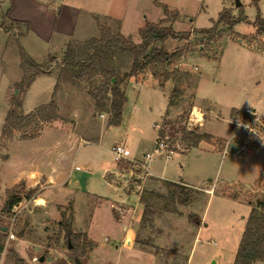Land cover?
<instances>
[{
	"label": "rangeland",
	"instance_id": "obj_1",
	"mask_svg": "<svg viewBox=\"0 0 264 264\" xmlns=\"http://www.w3.org/2000/svg\"><path fill=\"white\" fill-rule=\"evenodd\" d=\"M40 2L49 3L54 9L53 25L52 21H41L46 24L45 28L37 30L38 27L34 26L37 31H29L26 24L11 21L7 16L10 0H0V238L3 247L9 245L7 253L13 250V238L8 237L10 232L13 237L24 235L30 240L28 248L32 251L31 256H36L32 259L33 264H41V256L44 262L47 254L45 264H232L251 209H264L263 205L258 206V203L264 204V153L252 156L238 152L234 155L237 145L232 142L223 152L232 128H229L227 112L219 102L230 98L222 87H235V92L241 90L232 98L234 102L245 99L241 101L243 109L251 100L264 97V32L259 31L257 24L258 17L264 20V0H258L256 4L253 0H239V6H235L234 0ZM26 5L22 6L27 9ZM223 9H227L233 23L220 25L219 31L212 29L204 36L203 48L210 49L211 46L217 55L202 56L198 52L201 36L195 31L210 28ZM33 11L26 10L22 14L35 24L36 19H45L37 10ZM88 12L96 14V27L100 23L114 33L119 32V18L123 23L121 33L135 44L140 43L137 29L146 22L157 23L160 19H165L164 26H171L176 33H188L187 38H169L161 45L168 53L175 52V49L181 52L187 43L189 45L178 65L177 80L173 82V87L179 91L173 106L168 107L172 84L165 82L158 86L155 83L141 98L138 111L126 125L107 127L108 100L96 101L89 94L102 77L59 78L66 46L78 43L77 46L81 47L83 41L99 34L98 28L89 31L86 24ZM48 25L51 29L45 32ZM210 34L212 40L208 43ZM257 47L261 53H255ZM21 49L44 72L29 82L26 79L31 76L32 68L23 64ZM123 61L118 63L125 65L119 71V78L128 67ZM194 66L196 70H191ZM200 76L205 81L196 91L193 77ZM140 78L145 81L144 85L154 81L148 71ZM234 91L230 92L234 94ZM51 99L56 100L61 119L45 124L40 137L21 140L17 131L10 136L8 125L2 137L5 119L15 101L21 104L20 112L27 114ZM194 107L207 112V116H203V127V119L200 125L189 120L191 112L194 110L195 113ZM166 112L174 127L165 129L167 144L169 147L178 144L179 148L169 159L155 156L150 167L163 170L167 178L181 181L180 186L185 192L176 198L174 211H164L162 202L153 200L150 212H141L140 218H135L134 226L128 228L132 235L126 238L124 231V240L130 242L133 238L134 252L142 249L144 255L142 258V254H131L130 257L136 258L129 262L123 241L121 250H117L114 249V245L119 246L116 238L103 237V245L98 246L89 236L91 218L107 215L110 200L123 198L129 203L128 207L134 206L138 190L134 188L129 192V179L133 183L137 175L141 177L139 191L167 194L162 179L144 177L130 162L116 164L110 153L111 146L117 142H124L132 159L152 152L157 136L153 125L160 126ZM63 129L78 137L70 138ZM187 131L208 134L212 140L202 141L197 147L185 151L186 144L180 138ZM74 167L78 169L74 170ZM52 168H61L63 177L75 171L81 189L92 196L64 190V202L55 205L47 200L61 199L57 188L47 186L39 190L37 186L29 190L25 185L19 187L27 174L33 172L38 176V173L45 174ZM105 171L109 174L106 175ZM11 192L20 193L21 202L10 213L1 211ZM26 193L30 198L24 197ZM37 195L47 199L48 204L42 212H37L30 204ZM29 210L33 212L29 214ZM1 227H8V230L4 232ZM66 228L72 233L70 238L66 237ZM3 254L4 249L0 264L6 257Z\"/></svg>",
	"mask_w": 264,
	"mask_h": 264
},
{
	"label": "trees",
	"instance_id": "obj_2",
	"mask_svg": "<svg viewBox=\"0 0 264 264\" xmlns=\"http://www.w3.org/2000/svg\"><path fill=\"white\" fill-rule=\"evenodd\" d=\"M258 0H253L256 4ZM166 13V12H165ZM165 19H161L157 23L146 22L139 30L140 43L135 44L130 39L124 37L119 32L114 33L110 27L97 23L98 36L92 37L82 42L81 47L78 43L68 44L62 54L60 62L59 78L68 80L70 78L80 80L85 77L101 76L102 79L95 89L89 91L90 96L96 100L101 101L107 99L109 106L107 113L109 114L107 124L109 126H117L121 121L122 107L125 102V96L122 90V83L125 79L133 76L150 72L158 86H163L167 81L175 82L179 75L178 65L184 58L185 53L189 50V45L179 52L176 50L173 53L164 52L161 45L169 38H187L188 33L178 34L173 31L171 26H164ZM231 21L227 9L220 11L218 19L214 24L207 29L195 31L200 34V43L198 44V52L202 56L216 57V51L213 47L204 49L202 41L204 36L209 34L212 29L218 30L220 25H230ZM257 24L259 31L264 32V20L258 17ZM208 43L212 40L209 35ZM197 46V47H198ZM208 48V47H207ZM186 50V51H185ZM212 50H214L212 52ZM23 64L29 65L32 68L31 76L26 79L27 82L38 74L44 73L43 70L30 58L24 50L21 49ZM124 60L123 63L128 64L127 70L123 73L122 78H119V71L125 65L118 64L119 61ZM117 62V65L116 63ZM177 66V67H175ZM178 88L173 87L168 98V107L176 103L178 97ZM101 105V104H100ZM20 102L17 100L13 103L5 119L2 137L5 136L6 126L10 127L8 135H12L14 131L20 133L19 138L32 139L36 138L43 126L56 120H60L59 106L56 100L51 99L47 104H43L30 113L23 114L20 112ZM234 110L232 115H236ZM242 119L246 120L248 117L242 115ZM171 117L167 115L162 118V126L158 131L159 135L166 133V127H174L171 125ZM173 127V128H172ZM172 135V131L170 132ZM186 144L185 149L197 147L202 142H211L212 137L208 134H195L187 131L180 138ZM163 186L167 190L165 196L159 195L152 191L143 190L139 195V202L143 205V214L150 212L153 207V200L162 202L161 208L164 211H174V203L176 198L185 192V188L179 183L172 181H163ZM20 188H24V184H19ZM26 199L30 198V194L26 193ZM22 196L20 193H10L4 201L1 211L11 212L13 207L21 202ZM169 203L171 207L169 208ZM264 204L258 203V206ZM8 228V227H7ZM66 237H71L72 233L69 228H66ZM3 246L0 238V261L2 259L1 252ZM264 264V209H251L245 228L243 230L240 242L238 244L232 264ZM3 264H27L19 258L14 250H9Z\"/></svg>",
	"mask_w": 264,
	"mask_h": 264
},
{
	"label": "crops",
	"instance_id": "obj_3",
	"mask_svg": "<svg viewBox=\"0 0 264 264\" xmlns=\"http://www.w3.org/2000/svg\"><path fill=\"white\" fill-rule=\"evenodd\" d=\"M40 1H42V0H36V1L35 0H10L11 5L7 9V16L9 17V19H11V21L26 24L29 31L32 29L37 31V30H40L42 28H45L46 24H44V23H48L49 21H52V25H53V22L55 19V14H54L55 12L53 11L54 9L51 7V4L48 3L49 5L48 4L45 5V4L41 3ZM1 2H3V0H1ZM25 3L27 4L26 5L27 9H25L22 6V5L25 6ZM1 6H2V3H1ZM40 9H42L44 13H42V11ZM26 10L31 11V12H34L33 10H37L42 16L45 17V19H43V18L41 20L36 19L35 20L36 24H35L33 22V20H30L29 18L25 19V16H27V15H24L22 13ZM94 15H96V14L88 12V17L86 18V24L88 26L89 31H90V29L91 30L97 29L96 19H95V18H97V16H94ZM109 20H111V19H109ZM113 20H115V19H113ZM118 20L120 22L119 33L124 35L123 33H121L123 30V27H122L123 23L121 22V20L119 18H118ZM41 21H43L44 23H42ZM40 23H41V25H39ZM152 23H155V22H152ZM34 26L35 27L37 26L38 29L36 30V28ZM50 29L51 28L48 25V29L46 28V29H44V31L46 32ZM139 29H137V30H139ZM205 29H207V28H205ZM176 50H178V49H175L174 51H176ZM254 51H255V53H261L262 52V50L258 49V47L255 48ZM196 68L197 67L194 66L191 70H196ZM143 74L125 79L121 85L124 96H125V102H124L123 107H122L121 121H120L119 125H121V124L126 125V123H128L132 119L133 114L136 111H138V105L141 102L140 101L141 98L142 97L144 98L145 97L144 95L147 93V90H151V87L152 86L154 87V84L156 83L154 80V81H151L150 84L144 85L143 83H145V81L141 80V78H140ZM193 78H195L194 89L197 91L199 86L201 85L202 82L205 81V79L203 76L193 77ZM152 80H153V77H152ZM141 81H143V82H141ZM167 82H170L172 84V88H173V82L172 81H167ZM222 90L227 91L228 94H230V98L227 99L226 102H219V103H220V105H222L223 108H225V111L227 112V117H228L227 122L229 124V128L231 127L233 130V127H234L233 122L237 121L243 115L242 110L244 107H243V104H241V101H245V99H243V98L238 99L237 102H234L232 97L237 96L238 93L235 94L236 92H241L240 89H238V91L235 92L234 91L235 87H233L232 89H226V88L222 87ZM230 91H234V94L231 93ZM250 102L251 103L247 105L246 109H251L255 112H263L264 111V97L263 96H258L257 98H255L254 100H251ZM212 104L217 105V102H213ZM108 106H109V101H108V105L106 106V109L108 108ZM238 107H239V109H238ZM194 108L196 110L200 111V108H196V107H194ZM233 110L235 112H239V113H236V115H232L231 111H233ZM210 112H212V110H209V113ZM200 114H203L202 115V119H203L202 127H203L204 123H205V118L203 116H204V114L207 116V112L206 111L205 112L200 111ZM108 126L109 125L107 124V127ZM44 128H46V127H44ZM55 128H58V127H55ZM232 130H231L230 134L228 135V138L232 134ZM63 131H65V129H63ZM65 132H67V131H65ZM67 136H70V138L78 137V135L72 133L71 131L67 132ZM125 139H126V137H125ZM228 145H229V143L227 145H225L223 152L224 151L226 152V148ZM187 150L188 149H186L185 151H187ZM235 152H233L234 155H235ZM256 154H258V153H256ZM256 154H254V155H256ZM254 155H252V156H254ZM77 169L78 168L74 167V170H77ZM61 170H62L61 168L60 169L52 168L51 171L46 170L45 174L38 173V176L41 175V177L36 176L33 172H31L30 174H27L25 176V180L22 183L27 187V189L30 190L33 188H37V186H38L39 190H42V189L46 188L47 186H51V187L57 188L56 189V192H58L57 194H59V195L61 194L60 196H58V197H61V199L60 198H58V199L53 198V199L47 200L46 198H44L40 195H37L36 197L32 198V200L30 201V204H32V206L34 208L36 207L37 212L44 211V209H45L44 207L46 206V204H48L50 202H53V204H55V205L62 204V202H64V199H62V197H64L63 196L64 190L77 191V192H82V194L86 193V195H91L85 189H81L82 186H80V182L77 178L78 176H77V174L74 173L75 171L72 170L70 173L71 174L70 176L67 174L65 177H63V175L61 176V173H60ZM151 171H152L153 175L155 176L154 178L162 179V181H172V182H176L179 184L181 183V181H177V179L173 180V179L165 177L163 170L157 171L156 168L151 167ZM104 173H106V175H107V173L109 174V172H107V171H105ZM140 179H141V177L139 175H137L133 178V180H134L133 183H131L130 179H129V185H130L129 192L134 191V188H135V190H138V195H137L138 199H137L136 204H134V206L128 207L129 203H126L127 201H124L123 198H120V201H113V200L108 201V206H107L108 213H107V215H104V217H102V215L99 214L97 216V218L92 216L91 221L92 220L93 221L90 225L91 230L88 233L89 236H92L94 241L97 242L98 246L103 245L102 241H104V238H107L106 236H109V239L111 237L116 238L118 243H119V246L114 245V247H115L114 249L121 250L120 244L123 241L125 243V246L127 247L126 249H124V251L127 252V255H128L127 260L129 262H131V261L133 262V260L136 258V257H130L131 254L134 255L137 253L138 254L143 253V251H141L142 250L141 248H140L141 250H138V252H134L135 240H133V238L129 242V241H127V239L124 240V237H123L124 231L126 233L125 234L126 238H128V235H132L131 234L132 232L129 233L130 230L128 228H130V226H132V225L134 226V223L136 221L135 218H137L138 216L140 218L141 212L143 213V205L139 202V195L141 193V191H139L140 187H141L140 186L141 184L139 182ZM142 185H143V182H142ZM136 186L139 189H137ZM45 200H47L48 203H46ZM33 211H34V209H33ZM33 211L29 210L27 212H29V214H31ZM136 214H137V216H136ZM32 216H34V215L32 214ZM139 218H138V222H139ZM1 230H2V227H1ZM4 232H6V231H4ZM12 238H13L12 246H13V250L16 253V255L19 258H21L22 260H24L25 263L33 264L32 259L36 256H34V255L31 256L32 251L28 248V246L30 245V240H28V238L24 235H17V237H12ZM2 246H3V244H2ZM8 246L4 245V247H3V249H4L3 255L4 256L7 255L6 250L9 249ZM38 247H39V245H38ZM31 249H33V248H31ZM130 251H132V252H130ZM48 255L49 254H47L46 257H48ZM46 257L44 259V262L40 261L41 264L46 263V261H47ZM142 258H144L143 254H142Z\"/></svg>",
	"mask_w": 264,
	"mask_h": 264
},
{
	"label": "built area",
	"instance_id": "obj_4",
	"mask_svg": "<svg viewBox=\"0 0 264 264\" xmlns=\"http://www.w3.org/2000/svg\"><path fill=\"white\" fill-rule=\"evenodd\" d=\"M195 109V108H194ZM195 109L191 112L189 120L190 122L201 124L202 114ZM243 115H246L248 119L237 120L233 122V132L227 139L226 144L234 143L237 145L236 153L242 152L245 155H254L259 152L264 153V111L255 112L251 109H243ZM103 115L100 114V117ZM194 123V124H195ZM161 126L153 125L157 129V136L154 141V148L152 152H146L142 154L139 159L130 158V151L124 144V142H117L113 144L110 148V153L116 164L125 162H130L132 166L136 167L137 170L141 172L144 177H155L151 171L150 162L153 161L155 156H164L165 159L171 158V156L177 152L179 145L176 144L173 147H169L167 144V134L159 135L158 131ZM225 152V151H224ZM15 213V211H13ZM6 230L8 228L6 227ZM10 239L13 235L9 232Z\"/></svg>",
	"mask_w": 264,
	"mask_h": 264
},
{
	"label": "water",
	"instance_id": "obj_5",
	"mask_svg": "<svg viewBox=\"0 0 264 264\" xmlns=\"http://www.w3.org/2000/svg\"><path fill=\"white\" fill-rule=\"evenodd\" d=\"M234 3H235V6H239V5H240L239 0H234ZM2 231H6V227H2ZM39 261H43V256H41V257L39 258ZM77 264H80V263L77 262Z\"/></svg>",
	"mask_w": 264,
	"mask_h": 264
}]
</instances>
